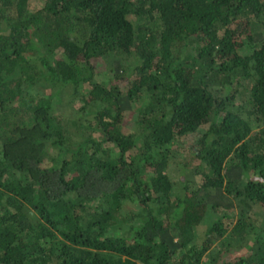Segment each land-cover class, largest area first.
Instances as JSON below:
<instances>
[{"label":"trees","instance_id":"trees-1","mask_svg":"<svg viewBox=\"0 0 264 264\" xmlns=\"http://www.w3.org/2000/svg\"><path fill=\"white\" fill-rule=\"evenodd\" d=\"M33 5L0 0V264H264V0Z\"/></svg>","mask_w":264,"mask_h":264},{"label":"rangeland","instance_id":"rangeland-1","mask_svg":"<svg viewBox=\"0 0 264 264\" xmlns=\"http://www.w3.org/2000/svg\"><path fill=\"white\" fill-rule=\"evenodd\" d=\"M34 1V5L32 6L33 8H37L40 6V0H33ZM92 65L94 66V78L97 80H103L104 82H109V79L111 78V74H110V70L109 68L113 65L112 62L107 61L104 64H102V62L95 60ZM128 73H131V71H128ZM129 81L132 80L131 78L128 79ZM129 81H124L122 83V85L125 86V88H128V84ZM89 89V85L88 83H82L80 86V94H84L88 91ZM84 103V98L77 96L75 99L71 100L70 105L75 106L76 108L79 107L80 105L82 106ZM236 110V108H235ZM209 127V123H204L203 125H201L198 130H197V135L198 133H203L204 131H206V129ZM132 126L129 128L131 129ZM194 135H190L187 136L186 138H180L178 139L175 144H173V146H171V152L173 151V155L174 158H172L171 162L169 163L168 167H167V174L170 178V180L174 183V186H176V182L178 183L179 180V167L180 165H182V163L184 161L188 162V148L185 147H189L194 140L196 139V136ZM177 163V164H176ZM195 181L197 183L201 182V178L199 176L195 177ZM254 218V217H253ZM262 221H264V215L261 214L259 216V220L257 221V231L260 232L262 230H260L259 228L263 225ZM207 227V225H201L200 227L198 226V228L196 229V234H195V238L194 241L195 243H197V241H200L203 239L204 237V230Z\"/></svg>","mask_w":264,"mask_h":264}]
</instances>
